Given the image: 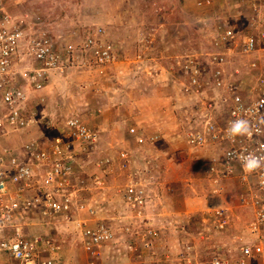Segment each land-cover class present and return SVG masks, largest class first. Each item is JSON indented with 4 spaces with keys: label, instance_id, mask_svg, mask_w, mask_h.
Masks as SVG:
<instances>
[{
    "label": "rangeland",
    "instance_id": "1",
    "mask_svg": "<svg viewBox=\"0 0 264 264\" xmlns=\"http://www.w3.org/2000/svg\"><path fill=\"white\" fill-rule=\"evenodd\" d=\"M6 2L17 26L28 23L31 31L40 22L63 46L78 48L102 30L115 55L109 64L96 65L77 50L74 63L46 85L45 103L53 107L49 112L39 106L45 120L53 126L79 118L99 137L95 148L79 157L77 200L84 210L68 220L31 221L28 234L57 239L63 264H200L217 257L233 262L245 245L264 250V225L253 233L243 182L227 176L216 184L220 177L208 171L219 148L187 142L189 125L207 113L204 104L214 93H185L189 77L181 71L191 61L210 66L217 56L224 58L225 82L250 79L252 60L264 68V51L239 52L245 35L264 32V0ZM228 30L237 39L218 44ZM45 125L38 128L43 133ZM22 139L17 144L27 140ZM137 182L148 197L140 208L143 217L124 198ZM81 224L83 229L102 224L114 234L96 258L84 247ZM254 263L264 264V257ZM1 264L15 263L2 259Z\"/></svg>",
    "mask_w": 264,
    "mask_h": 264
},
{
    "label": "built area",
    "instance_id": "2",
    "mask_svg": "<svg viewBox=\"0 0 264 264\" xmlns=\"http://www.w3.org/2000/svg\"><path fill=\"white\" fill-rule=\"evenodd\" d=\"M6 1L0 0V257L17 264H63L57 239L28 234L26 229L31 221L68 220L84 210L77 200L78 162L95 148L99 136L75 117L52 126V120L40 115L38 105L31 106V99L44 101V97L37 98L34 93L42 91L54 74L65 73L66 67L74 63L75 51L96 65L109 64L115 55L102 30L89 34L86 42L76 48V44H60L46 27H40V22L33 24L31 31L28 23L17 26L7 14ZM235 38L237 34L235 37L228 30L218 44L233 43ZM259 50L264 51V32L245 35L239 52L249 56ZM223 62L224 58L217 56L210 66L191 61L181 67L183 76L189 77L185 93H214L212 102L204 104L207 113L189 125L186 139L192 146L219 148L221 154L213 159L208 171L212 177H220L214 179L216 184L227 176L243 182L247 188L244 202L252 210L253 233H257L264 225V68L252 60L246 73L250 79L225 82L224 70L220 68ZM238 122H243V130L233 134L232 128ZM44 125L48 131H39L41 134L27 142L9 145L3 141L11 134ZM130 132L135 134L136 129ZM138 141L142 143L144 139L140 137ZM251 157L257 158L260 166L248 171L245 158ZM124 198L143 217L140 208L148 205V197L140 182L127 188ZM216 216H222L221 212L217 211ZM80 228L84 247L95 258L100 254L99 248L114 238L102 224L84 229L81 224ZM263 257L260 244L245 245L233 262L217 257L200 264H255Z\"/></svg>",
    "mask_w": 264,
    "mask_h": 264
},
{
    "label": "crops",
    "instance_id": "3",
    "mask_svg": "<svg viewBox=\"0 0 264 264\" xmlns=\"http://www.w3.org/2000/svg\"><path fill=\"white\" fill-rule=\"evenodd\" d=\"M260 14V13H259ZM72 21H73V19H72ZM75 30V27L74 28H72L71 29V31H72V33L74 34V31ZM79 31H83V30H81V29H79ZM57 74V73H56ZM55 75V74H54ZM53 75V76H54ZM52 79V78H51ZM49 89V87H45L42 91H40V92H38L39 94H38V96H37V98H40V97H44V101L42 102L41 100H38L37 102H39L38 103V106H41V108H44V106H45V110L47 109L49 112H52V110H51V108L53 107L52 106V104L50 103V102H48V103H45V101H46V99H47V96L44 94L47 90ZM41 102V103H40ZM31 106H34V105H32V103H31ZM40 127V126H39ZM39 127H33V128H31V129H29V130H26V131H23V132H21V133H19V132H17V133H14V134H11L7 139H6V141L5 140H3L4 142H5V144H9V145H12V144H17V139L18 138H20V139H22V138H26L27 140L26 141H22V143L23 142H27V141H29L30 139H32L33 137H35L36 135H39V134H41V133H39V131H40V129H38ZM41 132H43L42 130H41ZM23 140V139H22ZM2 141V140H1ZM21 144V143H20ZM2 259H9V258H7V257H5V256H2V258L0 259V264H1V261H2ZM10 260V259H9ZM13 261V260H12ZM15 264H17L15 261H13Z\"/></svg>",
    "mask_w": 264,
    "mask_h": 264
},
{
    "label": "clouds",
    "instance_id": "4",
    "mask_svg": "<svg viewBox=\"0 0 264 264\" xmlns=\"http://www.w3.org/2000/svg\"><path fill=\"white\" fill-rule=\"evenodd\" d=\"M242 130H243V122H238L236 125L233 126L232 133L238 134ZM245 159L247 160V162L244 164V166L248 171H252L253 169L260 166V161L255 157L245 158Z\"/></svg>",
    "mask_w": 264,
    "mask_h": 264
}]
</instances>
